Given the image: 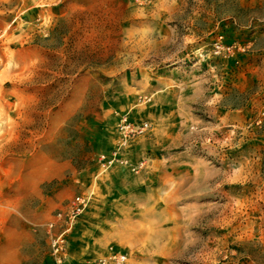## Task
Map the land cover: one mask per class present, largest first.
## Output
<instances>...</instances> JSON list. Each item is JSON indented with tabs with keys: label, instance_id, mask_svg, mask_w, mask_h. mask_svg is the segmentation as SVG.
Listing matches in <instances>:
<instances>
[{
	"label": "rangeland",
	"instance_id": "374dc122",
	"mask_svg": "<svg viewBox=\"0 0 264 264\" xmlns=\"http://www.w3.org/2000/svg\"><path fill=\"white\" fill-rule=\"evenodd\" d=\"M110 252L264 264V0H0V264Z\"/></svg>",
	"mask_w": 264,
	"mask_h": 264
},
{
	"label": "built area",
	"instance_id": "2783aa9c",
	"mask_svg": "<svg viewBox=\"0 0 264 264\" xmlns=\"http://www.w3.org/2000/svg\"><path fill=\"white\" fill-rule=\"evenodd\" d=\"M146 128V122L140 121L135 123L131 121L128 113L121 114L116 125L118 149L126 146L128 141L142 133ZM118 149L112 152V155L108 158L104 155L100 156L99 160H101L102 167H109L115 161L121 160L118 157ZM89 201V193L83 192L75 194L69 199L66 207L56 211L52 219L48 222L50 229L58 227V230L49 237L51 252L58 262H62L65 258L64 254L67 250L68 234ZM123 259L124 256L121 254L110 252L106 257L91 260L88 264H120Z\"/></svg>",
	"mask_w": 264,
	"mask_h": 264
},
{
	"label": "crops",
	"instance_id": "0c3cea01",
	"mask_svg": "<svg viewBox=\"0 0 264 264\" xmlns=\"http://www.w3.org/2000/svg\"><path fill=\"white\" fill-rule=\"evenodd\" d=\"M124 113H128V115H129V117H130V114H129V112L128 111H126V112H124ZM123 114V113H122Z\"/></svg>",
	"mask_w": 264,
	"mask_h": 264
}]
</instances>
